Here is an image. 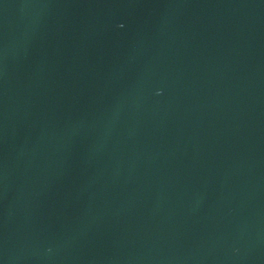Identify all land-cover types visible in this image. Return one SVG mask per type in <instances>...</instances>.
I'll return each mask as SVG.
<instances>
[{"label": "water", "instance_id": "water-1", "mask_svg": "<svg viewBox=\"0 0 264 264\" xmlns=\"http://www.w3.org/2000/svg\"><path fill=\"white\" fill-rule=\"evenodd\" d=\"M0 264H264V0H0Z\"/></svg>", "mask_w": 264, "mask_h": 264}]
</instances>
